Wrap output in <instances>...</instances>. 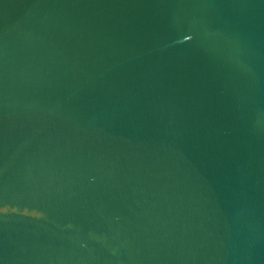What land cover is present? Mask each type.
<instances>
[{"label": "water", "instance_id": "water-1", "mask_svg": "<svg viewBox=\"0 0 264 264\" xmlns=\"http://www.w3.org/2000/svg\"><path fill=\"white\" fill-rule=\"evenodd\" d=\"M0 264H264V0H0Z\"/></svg>", "mask_w": 264, "mask_h": 264}]
</instances>
